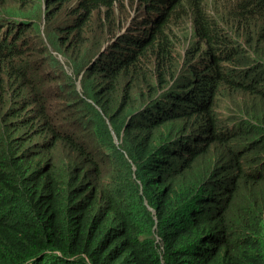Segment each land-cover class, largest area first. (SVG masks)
I'll list each match as a JSON object with an SVG mask.
<instances>
[{
    "label": "trees",
    "instance_id": "1",
    "mask_svg": "<svg viewBox=\"0 0 264 264\" xmlns=\"http://www.w3.org/2000/svg\"><path fill=\"white\" fill-rule=\"evenodd\" d=\"M112 1L84 0L90 7ZM202 1L175 0L157 31L163 34L173 16H192L207 32ZM239 8L249 11L246 2ZM7 68L22 76L13 57L0 52V70ZM247 74L249 84L229 87L255 96L264 55ZM172 81L177 73L162 62L156 76L108 87L119 91L114 101L86 90L105 113L112 110L117 145L83 99L85 114L49 147L0 143V264H264V116L254 117L255 129L243 122L225 133L216 124V92L211 96L218 87L204 86L203 102L195 104L177 86L163 91ZM124 112L132 117L119 128ZM163 126L166 134L155 139ZM198 163L197 180L188 172ZM145 200L157 211L156 230Z\"/></svg>",
    "mask_w": 264,
    "mask_h": 264
},
{
    "label": "clouds",
    "instance_id": "2",
    "mask_svg": "<svg viewBox=\"0 0 264 264\" xmlns=\"http://www.w3.org/2000/svg\"><path fill=\"white\" fill-rule=\"evenodd\" d=\"M43 1L0 0V5H9L15 12H0V52L12 56L22 73L12 77L11 69L0 70V143L14 139L19 145L49 147L60 131L72 129L70 122L85 114L80 99L92 104L115 134L111 114L105 113L86 90L105 91L102 97L114 101L119 91H106L108 87L124 88L139 74L156 76L162 62L178 75L176 83L164 87L166 93L177 86L184 96H192L195 104H202L204 86L218 87L211 90V96L216 92L214 110L219 130L234 133L243 122L248 123L247 130L255 129L254 117L264 116V83L255 96L233 92L229 87L231 81L249 84L248 71L264 55V0H203L211 18L207 32L199 29L192 16L179 20L173 16L164 20L163 34L157 31V24L163 22L168 5L175 0H113L110 5L95 7L84 0H46L44 6ZM243 2L249 11L240 10ZM60 8L68 13L53 25L55 35L48 43L76 65V78L69 74L64 79L59 72L65 68L48 44L37 46V36L32 39L35 35L28 33L31 13L46 14L51 23V15ZM143 80L156 83L150 76ZM77 82L86 84L80 95L71 87ZM223 100L239 102L242 110L226 125L218 113ZM20 105L21 113L14 115ZM229 109L234 114L236 106L231 104ZM167 129H157L155 138L165 135ZM214 164L211 152V168ZM195 166L200 175L201 164ZM145 203L156 230L157 211L147 200ZM156 241H160L158 236Z\"/></svg>",
    "mask_w": 264,
    "mask_h": 264
},
{
    "label": "rangeland",
    "instance_id": "3",
    "mask_svg": "<svg viewBox=\"0 0 264 264\" xmlns=\"http://www.w3.org/2000/svg\"><path fill=\"white\" fill-rule=\"evenodd\" d=\"M186 0H184L185 2ZM46 4V0L43 1V6ZM53 9V8H52ZM0 12L2 13H8V14H13L15 13L9 5H0ZM68 13V10L66 8H60L57 10L53 15H51V23L48 22V15L46 14H36V13H31V20L32 22L29 23V30L28 33L33 34L35 36L32 37L34 39L36 36L37 39V46L42 47L44 46V42L48 44V47L50 51L55 55L63 64L65 70H60V74L64 77V79H67V76L70 74L71 76L75 77V73L77 72V67L74 63H70L68 58L63 56L61 53L55 51L53 47L48 43L51 42V38L55 35L54 30L52 29L53 25L58 24L61 22L62 18ZM43 59V58H42ZM44 60V59H43ZM78 85L72 84L71 87H75V91L77 92L78 95L83 91V87L86 84H79ZM107 99V97L104 96L103 100ZM231 104L236 106V111L234 114L229 109V106ZM241 104L239 102H231V100H223L218 107V113L223 120V125L229 124L232 122V119L239 115L241 113ZM108 114L112 113L111 111H107ZM132 114L128 115L125 112L118 115L116 117L117 124L119 128H123L131 119ZM232 117V118H230ZM113 143L115 145L120 143V140L118 137L113 134ZM158 139V138H155ZM188 176L191 178L199 179V167L195 166L192 170L188 172Z\"/></svg>",
    "mask_w": 264,
    "mask_h": 264
}]
</instances>
